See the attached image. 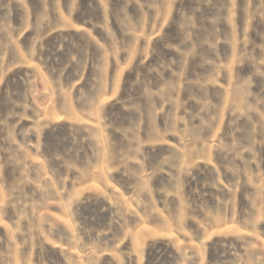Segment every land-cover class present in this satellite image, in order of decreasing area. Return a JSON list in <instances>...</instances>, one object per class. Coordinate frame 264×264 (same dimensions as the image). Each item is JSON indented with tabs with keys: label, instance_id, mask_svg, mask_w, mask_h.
Segmentation results:
<instances>
[{
	"label": "rangeland",
	"instance_id": "374dc122",
	"mask_svg": "<svg viewBox=\"0 0 264 264\" xmlns=\"http://www.w3.org/2000/svg\"><path fill=\"white\" fill-rule=\"evenodd\" d=\"M0 264H264V0H0Z\"/></svg>",
	"mask_w": 264,
	"mask_h": 264
},
{
	"label": "trees",
	"instance_id": "16d2710c",
	"mask_svg": "<svg viewBox=\"0 0 264 264\" xmlns=\"http://www.w3.org/2000/svg\"><path fill=\"white\" fill-rule=\"evenodd\" d=\"M155 252L160 253L162 252V249H157Z\"/></svg>",
	"mask_w": 264,
	"mask_h": 264
}]
</instances>
